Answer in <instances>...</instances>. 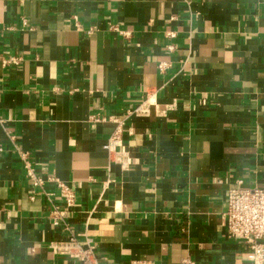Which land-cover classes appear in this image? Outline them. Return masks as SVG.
<instances>
[{"label": "crops", "instance_id": "0c3cea01", "mask_svg": "<svg viewBox=\"0 0 264 264\" xmlns=\"http://www.w3.org/2000/svg\"><path fill=\"white\" fill-rule=\"evenodd\" d=\"M8 53L0 264H80L51 252L61 202L29 198L18 150L73 186L62 219L98 264H251L225 212L229 190L264 188V0H0ZM147 98L148 116H126ZM92 116L124 118L127 168L103 147L117 123Z\"/></svg>", "mask_w": 264, "mask_h": 264}, {"label": "built area", "instance_id": "2783aa9c", "mask_svg": "<svg viewBox=\"0 0 264 264\" xmlns=\"http://www.w3.org/2000/svg\"><path fill=\"white\" fill-rule=\"evenodd\" d=\"M25 23V20H23ZM116 30V28H114ZM168 37L175 36L174 32H167ZM22 61L17 54H0V66H18ZM164 63L159 64L158 68L162 71ZM150 102L147 99L137 104L133 109L126 110L127 115L146 117L149 115ZM93 121H114L117 126L109 136L103 146L112 160L118 162L121 167L127 168L130 165V158L127 157L121 148L120 133L124 118L115 116H92ZM18 155L22 162L25 176L31 187L29 198L34 200L38 194H44L51 201L50 196L58 198L61 204H53L50 216L53 226H62L67 234L64 239L53 240L49 243V248L55 256H65L78 261L80 264H98L95 253V246L89 237L83 241L78 240L77 235L68 227V223L63 221L66 212L74 206L76 196L73 186L55 177L54 174H47L44 178L41 169L37 170L30 161L29 152L18 150ZM46 183L54 184L56 192H46ZM225 228L227 235L231 238L243 240L249 248L248 260L251 264H263L264 248V188H233L229 190L226 200ZM130 264H153L150 260H132ZM180 264H195L190 258H184Z\"/></svg>", "mask_w": 264, "mask_h": 264}]
</instances>
